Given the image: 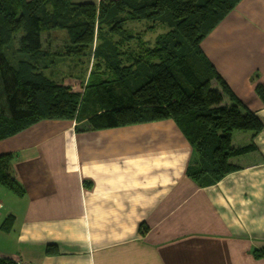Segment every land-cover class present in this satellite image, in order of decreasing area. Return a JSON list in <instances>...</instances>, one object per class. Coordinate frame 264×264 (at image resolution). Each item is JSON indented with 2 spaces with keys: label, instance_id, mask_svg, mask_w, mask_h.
Segmentation results:
<instances>
[{
  "label": "crops",
  "instance_id": "0c3cea01",
  "mask_svg": "<svg viewBox=\"0 0 264 264\" xmlns=\"http://www.w3.org/2000/svg\"><path fill=\"white\" fill-rule=\"evenodd\" d=\"M202 50L264 125L256 93L264 86V0L241 1ZM88 114L77 127L72 120H45L0 142V156H13L25 190L19 197L0 185V258L264 264L255 255L264 249V128L238 140L234 132V147L255 150L231 160L237 171L199 187L187 175L192 146L173 120L91 130Z\"/></svg>",
  "mask_w": 264,
  "mask_h": 264
},
{
  "label": "trees",
  "instance_id": "16d2710c",
  "mask_svg": "<svg viewBox=\"0 0 264 264\" xmlns=\"http://www.w3.org/2000/svg\"><path fill=\"white\" fill-rule=\"evenodd\" d=\"M241 1L0 0V142L45 120L78 121L88 113L91 130L173 120L192 146L188 177L199 187L221 181L239 169L232 159L255 150L234 147V132L255 137L264 128L202 50ZM144 21L152 22L144 31L127 28ZM159 27L164 32L151 46L145 35ZM55 31L66 35L59 47L43 38ZM79 56L96 59L90 74L99 73L84 91L45 75L59 59ZM256 93L264 104V86ZM12 162V155L0 156V185L21 197ZM255 255L264 258V249Z\"/></svg>",
  "mask_w": 264,
  "mask_h": 264
},
{
  "label": "rangeland",
  "instance_id": "374dc122",
  "mask_svg": "<svg viewBox=\"0 0 264 264\" xmlns=\"http://www.w3.org/2000/svg\"><path fill=\"white\" fill-rule=\"evenodd\" d=\"M72 2L73 3L78 2V0H72ZM149 25H152V22L144 21L143 23L142 22L135 23V24L132 23L127 28H129L130 30L135 29L137 31H144L147 29ZM163 32L164 31H162L161 27H159L155 31L148 30V33L145 35V39L148 42H150L151 46H153L158 35L162 34ZM43 38L45 40H48L49 38L52 41L53 47H59V45L61 46V44L65 41L66 35L63 32L55 31V32H51L50 34H45ZM90 58L79 56L78 58L73 59V60L63 61L59 59L57 66L52 69L51 68L47 69L45 71V75L48 76L49 78L51 77L57 82L63 81L66 85H72L74 90L77 92H81L80 90L84 91V87H85L84 85H86L87 81L88 82L96 81L97 74H99V73H96L98 71H94L92 72V74H90L92 70V65L94 66V64L97 62L96 59H90ZM101 70H104V69H101ZM104 71H101V74ZM88 75L91 76V79H90V76ZM214 83L215 82H213L212 85H215ZM94 89L95 88L89 87L88 91L90 93H94L93 91ZM72 121L76 122V120H72ZM77 126H78V123L76 127ZM236 132H237L236 133L237 140L238 138H241L240 136H242V134L247 133V132H242V131H236Z\"/></svg>",
  "mask_w": 264,
  "mask_h": 264
},
{
  "label": "built area",
  "instance_id": "2783aa9c",
  "mask_svg": "<svg viewBox=\"0 0 264 264\" xmlns=\"http://www.w3.org/2000/svg\"><path fill=\"white\" fill-rule=\"evenodd\" d=\"M1 207V206H0Z\"/></svg>",
  "mask_w": 264,
  "mask_h": 264
}]
</instances>
